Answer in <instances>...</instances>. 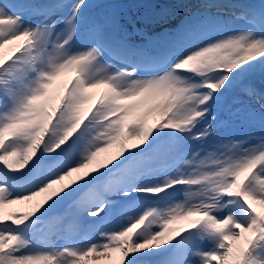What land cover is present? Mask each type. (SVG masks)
Returning <instances> with one entry per match:
<instances>
[{"label":"snow or ice","instance_id":"1","mask_svg":"<svg viewBox=\"0 0 264 264\" xmlns=\"http://www.w3.org/2000/svg\"><path fill=\"white\" fill-rule=\"evenodd\" d=\"M123 7L0 0V264H264V0Z\"/></svg>","mask_w":264,"mask_h":264},{"label":"bare ground","instance_id":"2","mask_svg":"<svg viewBox=\"0 0 264 264\" xmlns=\"http://www.w3.org/2000/svg\"><path fill=\"white\" fill-rule=\"evenodd\" d=\"M168 1L171 0H112V2L124 6L122 9V22L126 26H128L129 31L138 34L135 29L143 27L142 22L144 21L147 33L153 38L161 36L166 30H170L177 23H179V21L189 12L195 13L203 11L200 5H197L192 9H188L187 11L182 12L181 14H174V16H171L170 20L168 21H162L160 16L155 20L146 22V17L150 13H153L155 10H158V7L164 6V4ZM212 11L215 12L214 9ZM154 14H151L150 17H154ZM234 100V94H228L222 97L221 100L218 102L217 110L221 111V116L224 117V119H226L228 122L224 127L217 129L215 136H222L225 139H239L243 138L247 134L257 131L255 126L248 125L244 123L241 119L227 118V116L222 110L227 109L229 107L233 109L239 107V105L236 104Z\"/></svg>","mask_w":264,"mask_h":264}]
</instances>
